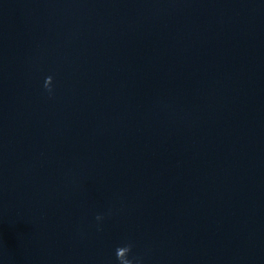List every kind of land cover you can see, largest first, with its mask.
Wrapping results in <instances>:
<instances>
[{"label": "clouds", "instance_id": "1", "mask_svg": "<svg viewBox=\"0 0 264 264\" xmlns=\"http://www.w3.org/2000/svg\"><path fill=\"white\" fill-rule=\"evenodd\" d=\"M51 79V77H48L45 81V87L46 88H49V85H48V81ZM50 90V88H49ZM97 219H100V217H97ZM131 245H126V246H123V247H118L117 250H116V256H117V259L119 260L120 264H133V261L128 259V253L131 251ZM124 254H127L126 257H124ZM122 257H124L122 259Z\"/></svg>", "mask_w": 264, "mask_h": 264}]
</instances>
